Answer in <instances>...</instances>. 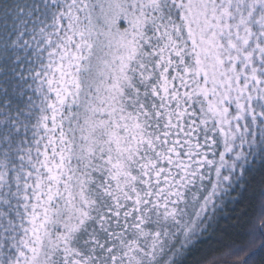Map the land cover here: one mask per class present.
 Here are the masks:
<instances>
[{
	"label": "rangeland",
	"instance_id": "1",
	"mask_svg": "<svg viewBox=\"0 0 264 264\" xmlns=\"http://www.w3.org/2000/svg\"><path fill=\"white\" fill-rule=\"evenodd\" d=\"M160 1L118 2L112 12L102 13L99 34L91 21L86 26L77 19L60 29L65 32L60 36L63 54L51 68L55 80L49 86L54 113L50 121L57 125L65 110L83 108L85 143L92 152L107 156L104 170L114 184L116 213L128 218L129 225L101 256L83 257L72 238L89 221L88 201L83 187L64 183L60 192L68 215L44 213L37 225L39 249L26 264H45L53 248L52 240L46 249L51 236L64 244L67 264H173L200 235L201 222L214 211L234 175L242 174L248 149H258L264 138V0H177L178 19L172 16L164 24L144 12ZM118 20L126 23L124 29L118 28ZM146 25L156 27L162 44L147 57L151 71L145 68L140 46L147 42L141 35ZM172 55L191 63L185 78L169 77ZM88 64L92 72L84 83L80 74ZM135 67L143 83L157 78L154 96L174 103L157 114L163 118L158 134L146 130V113L133 115L135 109L127 108L142 107V96L133 91ZM180 81L192 86L181 96L196 104L198 119L178 106L181 96L173 86ZM51 129L46 127L48 138ZM198 134L209 144L205 153ZM52 158L46 157V169ZM60 161L49 165L51 172L64 170ZM49 178L56 185L50 189L51 200L61 177L52 172ZM55 227L63 233L58 235ZM256 232L252 230V242Z\"/></svg>",
	"mask_w": 264,
	"mask_h": 264
},
{
	"label": "trees",
	"instance_id": "2",
	"mask_svg": "<svg viewBox=\"0 0 264 264\" xmlns=\"http://www.w3.org/2000/svg\"><path fill=\"white\" fill-rule=\"evenodd\" d=\"M120 1L0 0V264H26L38 251L37 225L45 212L62 211V217L68 215L64 209L65 196L60 192L64 183L83 187L82 194L90 209L86 227L79 229L72 238L73 247L80 255L101 256L112 246L115 236L128 228V218L123 220L117 214L114 184L108 178L109 171L104 170L107 156L92 152L85 143L87 133L81 132L86 120L83 108L81 110L80 106L77 112L65 110L62 119L53 125L49 95V86L55 80L51 68L63 54L60 53V36L65 32L60 29L68 28L69 22L77 19L86 26L91 21L99 34L103 26L102 13L112 12ZM176 1L161 0L158 7L145 8L144 12H152L159 23L170 22L172 16L178 19L176 15L180 10L176 8ZM118 21V28L124 29L126 23ZM155 28L146 25L141 33L142 40L147 39L140 46L146 57L145 68L150 71L153 66L147 57L162 46ZM176 56L172 55L168 64V75L185 78L191 63ZM91 72V64H88L80 74L84 83H88ZM137 72L136 67L134 73L132 69L133 91L137 90L142 96V107L127 105V108L135 109L133 115L146 113V130L158 134L159 130L163 131V118L157 114L174 103L158 94L154 96L153 91L158 89L156 77L143 83ZM192 81L195 89V78ZM173 87L181 96L190 92L192 86L180 81L174 82ZM88 89L89 85H85L83 94L84 90L87 94ZM94 95L92 92V98ZM179 105L190 111L191 118H197L196 104L191 100L181 96ZM46 127L52 128V137L48 138ZM203 141L198 134V143L205 153L204 146L209 144ZM259 141L258 149H248L250 155L245 167L242 166V174L234 175L232 184L217 200L214 211L201 222L200 235L173 264H264V138ZM48 156L53 157L49 165L61 159L64 169L61 173L55 168L52 171L61 179L59 191L51 200L50 189H55L56 185L49 178L50 166L45 168ZM54 229L58 235L63 233L57 227ZM252 230H258L254 242L251 241ZM57 239L51 236L46 242L47 249L48 243L54 241L45 264H67L64 244Z\"/></svg>",
	"mask_w": 264,
	"mask_h": 264
}]
</instances>
